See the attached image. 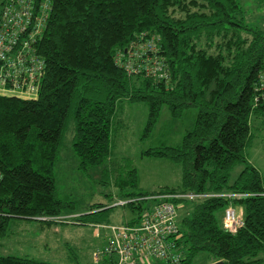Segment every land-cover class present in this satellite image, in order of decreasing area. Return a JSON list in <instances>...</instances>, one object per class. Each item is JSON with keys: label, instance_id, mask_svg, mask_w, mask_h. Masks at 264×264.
<instances>
[{"label": "trees", "instance_id": "1", "mask_svg": "<svg viewBox=\"0 0 264 264\" xmlns=\"http://www.w3.org/2000/svg\"><path fill=\"white\" fill-rule=\"evenodd\" d=\"M5 1L1 0L0 23ZM49 3L45 30L33 43L46 62L38 97L0 94V238L7 235L14 219L49 218L43 222L51 225L61 223L62 215L75 213L67 211L72 205L58 198L55 180L70 115L75 121L72 148L78 169L90 171L104 167L112 155L111 132L118 104L145 103L149 114L144 136L154 130L164 107L175 119L190 109L197 110V117L179 146L143 152L144 157L180 164L182 184L118 198L133 200L123 207L138 213L127 224L139 222L151 205L144 207V201H150L147 198L163 193L249 195L176 200L182 206L185 258L181 264H191L201 252L214 262L263 264L264 181L249 162L247 150L254 124L261 121L264 126V31L247 25L244 15L264 9V0ZM40 4L38 0L35 6ZM34 12L39 15L37 8ZM143 35L155 36L156 55L166 62L169 79L131 76L116 63L117 54ZM23 39L29 41L21 37L19 47ZM19 47L13 54H19ZM240 166L243 169L232 182ZM129 175L131 187H139L137 171ZM229 205H240L244 211L245 226L237 234L222 227ZM105 207L98 204L89 211ZM86 216L80 218L85 225L89 223ZM115 262L112 257L101 263ZM0 264L48 263L0 256Z\"/></svg>", "mask_w": 264, "mask_h": 264}, {"label": "rangeland", "instance_id": "2", "mask_svg": "<svg viewBox=\"0 0 264 264\" xmlns=\"http://www.w3.org/2000/svg\"><path fill=\"white\" fill-rule=\"evenodd\" d=\"M244 18L247 25L264 31V9L246 11ZM148 114L149 108L145 103L118 104L111 132L112 155L104 167L90 171L78 169V158L72 148L75 121L73 114L70 115L55 169L57 195L63 203L73 206L67 211L72 209L75 213L68 215H88L84 220L86 218L89 223L49 225L43 222L45 218L40 219L42 222L14 219L7 235L0 238V256L30 258L48 264H102L96 261L94 253L103 249L106 232L101 231L102 236L98 237L93 225H122L138 218L137 211L117 206L118 198L182 184L183 170L180 164L166 158L144 157L142 154L149 149L179 146L185 135L193 129L197 110H187L181 119H175L164 107L154 130L144 136ZM252 133L253 141L247 150L248 159L260 171L264 181V126L261 121L256 126L254 124ZM242 169L243 166H240L234 170L232 182ZM132 170L137 171V188L131 187L128 182ZM125 181L127 184L122 186ZM150 202L144 201V207H148ZM98 204L106 207L89 211ZM235 209L244 216L242 206L236 205ZM91 213L93 215H89ZM261 258L264 264V253ZM211 261L207 253L201 252L191 264H211Z\"/></svg>", "mask_w": 264, "mask_h": 264}, {"label": "built area", "instance_id": "3", "mask_svg": "<svg viewBox=\"0 0 264 264\" xmlns=\"http://www.w3.org/2000/svg\"><path fill=\"white\" fill-rule=\"evenodd\" d=\"M25 1V2H24ZM6 0L0 23V94L18 96L24 99H36L46 72V62L33 48L35 39L42 36L49 18L51 3L40 0ZM37 8L39 11L35 13ZM31 27V32L28 28ZM27 36L29 41L21 40ZM147 38V39H146ZM155 36H141V41L132 43L126 51H120L116 63L128 75L144 74L156 81L170 77L166 62L156 53L158 48ZM15 47L22 50L13 54ZM2 173L0 171V181ZM245 194H170L163 193L149 197L151 205L145 209L136 224L93 225L97 236L106 232L107 243L94 253L98 263L114 257L113 264H181L185 258L181 246L183 231L180 226L181 205L176 200H199L209 197L242 198ZM146 200V198H143ZM133 200H118L117 206H126ZM82 215H62L61 223L83 225ZM49 220V218H45ZM223 229L237 234L245 226L244 217L239 215L233 205H229L221 219ZM111 264V263H109Z\"/></svg>", "mask_w": 264, "mask_h": 264}, {"label": "crops", "instance_id": "4", "mask_svg": "<svg viewBox=\"0 0 264 264\" xmlns=\"http://www.w3.org/2000/svg\"><path fill=\"white\" fill-rule=\"evenodd\" d=\"M1 0H0V9H1ZM250 162V161H249ZM102 234V233H101ZM105 235H107V234H105ZM106 243H107V239L105 238L104 239V246L106 245ZM103 246V245H102ZM214 263V261H211V264H213Z\"/></svg>", "mask_w": 264, "mask_h": 264}, {"label": "water", "instance_id": "5", "mask_svg": "<svg viewBox=\"0 0 264 264\" xmlns=\"http://www.w3.org/2000/svg\"><path fill=\"white\" fill-rule=\"evenodd\" d=\"M213 264H225V262H223V261H217V262H214Z\"/></svg>", "mask_w": 264, "mask_h": 264}]
</instances>
